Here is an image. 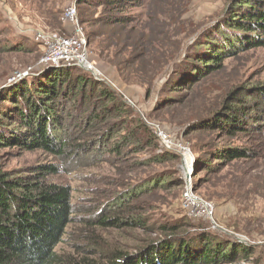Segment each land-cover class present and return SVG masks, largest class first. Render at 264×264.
<instances>
[{"label": "rangeland", "instance_id": "obj_1", "mask_svg": "<svg viewBox=\"0 0 264 264\" xmlns=\"http://www.w3.org/2000/svg\"><path fill=\"white\" fill-rule=\"evenodd\" d=\"M75 1L0 0V94L16 82L41 79L52 70L41 63L44 50L33 36L38 32L73 34L64 11L74 3L89 61L99 71L96 80L117 94L146 126L169 129L174 143H183L191 152L193 166L188 183L180 168L181 153L173 164L147 163L162 149L155 133L157 140L150 147L142 144L130 152V142L122 148L121 158L110 155L109 147L102 146L105 139L110 147L114 142V138L108 140L106 124L88 130L81 127L82 118L100 110L95 99L101 89L92 95L91 82H84L76 90L74 100L79 99L80 105L75 111L72 101L58 107L64 156L39 148L0 147V170L15 177L39 165L54 164L60 171L49 179L71 187L72 221L57 253L113 261L116 250L134 257L146 242L168 236L160 230L162 223L175 222L190 226L183 237L215 232L220 239L230 236L255 249L253 260L219 264H262L256 257L264 250V42L250 48L251 40H257L246 35L248 41L225 53L220 66L210 73L197 67L195 60L203 49L197 44L212 40L224 46L221 31L236 36L232 30L226 32L225 23L242 8L232 6L236 0H124V5L113 6ZM123 16L127 22H106ZM78 73L73 71L72 77ZM18 104L23 106L22 101ZM14 105L0 95L5 114ZM230 109L238 110L245 121V127L234 133L215 122V117L233 114ZM24 126L15 122L4 136L24 134L28 130ZM232 149L250 154L244 159L222 158ZM187 190L196 200L194 207L213 206L208 218L198 216V208L190 212L182 206ZM115 201H123L122 211ZM112 216L121 222L133 216L137 223L96 225L99 219ZM157 246L160 241L149 247Z\"/></svg>", "mask_w": 264, "mask_h": 264}, {"label": "trees", "instance_id": "obj_2", "mask_svg": "<svg viewBox=\"0 0 264 264\" xmlns=\"http://www.w3.org/2000/svg\"><path fill=\"white\" fill-rule=\"evenodd\" d=\"M82 2L85 1L78 0L76 3ZM96 2L98 6L105 3H111L113 6L121 5L125 1L96 0ZM232 6L243 10L241 13L233 12L231 15L233 18L225 23L228 24L226 32L232 30L236 36L231 35V38L221 31L220 41L224 46L218 47L212 40L196 45L198 49L203 48L196 53V66L202 67L205 73L218 68L225 58V53L242 47L248 41L246 35L256 37L257 40H251L254 43L250 42V48L260 46L264 42L262 39L264 0H236ZM126 18L106 22L113 25L119 21L127 22ZM170 60L171 57L168 61ZM75 70L81 74L72 77L71 73ZM84 82L86 84L91 82L89 85L92 95L101 89L98 98L95 99L96 108L100 110L82 118L81 127L88 130L106 124L110 129L108 140L114 138V142L110 147L111 144L105 139L106 143L102 146L109 147L110 155L121 158L124 152L122 148L128 146L130 142L133 144L129 149L132 152L140 149L142 144L150 147L152 142L157 140L154 133L137 114L131 113V109L117 94L99 83L90 72L73 66L52 68L41 79L16 82V85L12 83L14 87L11 85L1 92L2 99L15 104V108L11 113L5 114L2 107L4 105L0 106V147L16 145L29 149L39 148L58 158L64 156L66 145L62 141L58 107H66L64 105L66 101L68 103L72 101L75 111L80 105L79 99L74 100L76 90L79 87L82 89ZM19 101L23 102V106L19 107ZM83 106L85 108V105ZM60 108L62 110V107ZM230 111L233 114L224 113L223 117H215V122L219 123L224 131L234 133V130L243 129L245 124H242L243 120L239 118L241 114L238 110ZM15 122L23 123L28 130L26 129L24 134L4 136L5 129H11ZM249 154L244 149H232L223 154L222 158L244 159ZM178 159L180 160L179 154L160 150L159 154L152 155L146 162L173 164L175 161L178 162ZM29 171L25 175L18 173L14 177L7 171L0 170V264H219L225 260L237 261L239 258L246 262L253 260L255 249L252 246L244 245L230 236L226 237V240L220 239L215 232L213 234L195 232L194 235L187 233L188 237H183L185 229L190 226L188 223L183 225L175 222L162 223L160 226L161 232L168 234L165 239L157 240L160 241V246L151 249L149 246L157 241L146 242L136 249L137 255L134 257L116 250H113L115 252L113 261L110 258L98 261L59 255L56 248L63 242L66 229L72 221V189L69 185L55 183L49 179V176L60 171L58 165H39ZM129 196L131 193L126 195ZM115 202L117 206L121 205L122 211L123 201ZM128 217L129 220L125 222L114 216L107 217L99 219L96 225L111 228L114 225L123 227L137 223L136 218ZM258 256L256 261L262 259L264 264V250H261Z\"/></svg>", "mask_w": 264, "mask_h": 264}, {"label": "built area", "instance_id": "obj_3", "mask_svg": "<svg viewBox=\"0 0 264 264\" xmlns=\"http://www.w3.org/2000/svg\"><path fill=\"white\" fill-rule=\"evenodd\" d=\"M76 2V1H75ZM64 15L66 19L72 23L74 30L73 34L69 35H55V34H46L38 32L34 34L33 41L41 46L44 50L42 56V64L58 69L64 67H79L92 74L95 79L99 77L98 69L89 61L88 51L86 50V41L83 33L79 29L78 21L76 17V10L74 3L72 6H69L65 9ZM121 92V91H120ZM147 126L160 138L162 151L175 152L177 154L181 153L184 160V154L188 153L189 155V168L188 172L190 174L193 166V156L189 149L184 146L183 143L175 144L174 140L171 138L170 130L164 127L161 128L158 124L148 123ZM170 131V132H169ZM182 168V165L180 166ZM186 197L183 200V207L192 212L193 209L198 208L197 215H202L207 217L212 213V205L207 204L200 207L195 206V199L192 195L188 194L190 191H186ZM185 195V194H184Z\"/></svg>", "mask_w": 264, "mask_h": 264}, {"label": "bare ground", "instance_id": "obj_4", "mask_svg": "<svg viewBox=\"0 0 264 264\" xmlns=\"http://www.w3.org/2000/svg\"><path fill=\"white\" fill-rule=\"evenodd\" d=\"M188 168H189V155L188 153H185L182 168H181L184 176L189 175Z\"/></svg>", "mask_w": 264, "mask_h": 264}, {"label": "water", "instance_id": "obj_5", "mask_svg": "<svg viewBox=\"0 0 264 264\" xmlns=\"http://www.w3.org/2000/svg\"><path fill=\"white\" fill-rule=\"evenodd\" d=\"M184 178H185L186 182H187V180H188V183H189V175L184 176Z\"/></svg>", "mask_w": 264, "mask_h": 264}]
</instances>
